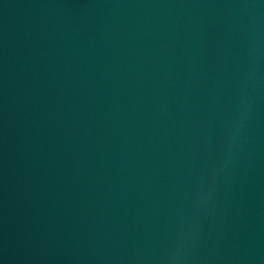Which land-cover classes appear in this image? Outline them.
I'll list each match as a JSON object with an SVG mask.
<instances>
[{
  "label": "water",
  "instance_id": "95a60500",
  "mask_svg": "<svg viewBox=\"0 0 264 264\" xmlns=\"http://www.w3.org/2000/svg\"><path fill=\"white\" fill-rule=\"evenodd\" d=\"M0 264H264V0H0Z\"/></svg>",
  "mask_w": 264,
  "mask_h": 264
}]
</instances>
